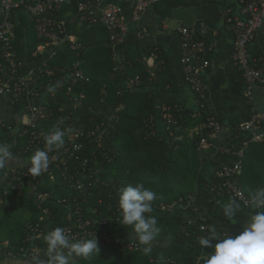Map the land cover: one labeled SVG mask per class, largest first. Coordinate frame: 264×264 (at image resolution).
I'll use <instances>...</instances> for the list:
<instances>
[{
  "label": "crops",
  "instance_id": "0c3cea01",
  "mask_svg": "<svg viewBox=\"0 0 264 264\" xmlns=\"http://www.w3.org/2000/svg\"><path fill=\"white\" fill-rule=\"evenodd\" d=\"M219 1L221 6L214 4L211 0H163L150 5L139 21H133L131 6L120 0H114L116 4L122 7L128 24L124 41L113 44L110 41L109 33L103 26L85 25L89 29L92 28L89 33L92 45L85 49L86 51L89 50L87 62L86 59L81 58V52L79 56L83 60L82 69L87 78L86 81L89 82L94 78V80L117 87V89L120 84H116L115 76L122 71H114V67L123 58L126 62L129 61L127 55L133 56L134 59L139 58V65L132 71H129L127 67L129 73L127 78L137 75L141 77L142 74L147 72L148 84H144L143 88L141 87L129 95L128 105L121 102L124 104L125 108H123L128 110L126 117L129 119V123L125 124L128 127H133L134 124L131 121L149 108L150 103H147L145 97L151 98L154 105V114L147 123V131H150L148 135L152 134L158 137L159 140L166 141L170 146L174 144L173 149L159 151L160 156L172 157L177 162L179 170L185 169L192 173L197 171V174L206 177L211 176L222 163L238 159L242 142L249 136L247 133L235 132L237 124L246 117V106L243 100L241 79H235L231 76V69L234 67L231 56L235 36L223 16L225 9L237 11L239 4L238 0ZM181 24L190 28L206 27L212 33L209 39L213 40L214 47L209 56L211 64L205 73L207 91L203 101L198 98L185 81L181 64V40L176 31V27ZM78 26L81 28L84 24ZM215 32L217 34H213ZM77 58L75 54V59ZM124 87L123 82L121 88ZM254 94L257 108L264 111V85H256ZM55 98L56 100H63V103H67V105L65 107L59 105L57 101L55 102ZM37 103L48 105L50 111L55 108L54 103L57 107L67 110L74 109L76 116L83 109H92L91 106H86L84 102V107H78L66 98L52 97L51 92L38 93L35 96H21L14 101L6 95H0V124L8 123L10 126L14 124L15 128H12V131L13 134L18 136L17 134H20L18 133L20 132L19 128L27 127L31 121L27 108L30 104ZM119 104L114 105L113 109L109 107L110 109L108 108L105 112L101 109L98 111V115L102 117L101 124L103 125L104 136L107 134L110 125L121 117L120 113L123 108L119 111L116 110ZM174 107L181 109L182 113H186L185 116L188 118V122L183 126L177 120L178 124L176 125H178V128L171 130L173 127L168 128V119H166L165 114H171V108ZM207 114L217 115L223 122L224 130L217 139H210L209 143L201 145L199 142H195V138L198 137L196 131L204 123ZM70 117L71 112L66 113V118ZM9 144L12 145L14 158L9 161L5 169L0 170V192L8 185V172L13 168H27V162L34 154L25 155L30 150L26 151L23 146H19L18 139L15 136L13 142ZM261 144H255L258 149L255 148L252 151L251 145L253 144H251L244 152L243 162L248 154H257L259 157H264ZM228 148L230 149L227 150ZM164 151H166V154H164ZM179 170L178 173H180ZM179 176L175 178L168 176V178L162 179L160 182L161 187L164 188L171 182L179 185ZM56 177L54 181L49 178L46 181L54 184ZM247 179L252 180V182L245 183ZM43 183H45V180H42V176L40 184L27 181L23 188V196L17 198L18 202L24 199L25 190H27L26 195L28 196L41 193L39 188ZM244 183L248 189L263 187L261 182L255 179L253 173L244 176ZM198 185V181L195 180L193 187L197 188ZM165 198L166 196L163 200L152 205V214L191 218L194 212V196L179 202H166ZM230 199L232 198L220 196L210 200L213 204L212 209L209 212L204 211V214H209L208 229L209 226H214L222 235L238 233L250 215L258 210L255 206L246 207L241 201L237 200L241 208L234 219H229L224 214V205ZM26 210L28 212L26 218L29 219L32 211L28 207ZM71 210L72 205L61 204L60 216H71ZM26 218L25 220H27ZM5 220V215L2 214L0 225H4ZM114 236L122 243L126 242L127 238L128 241L138 242L134 230L125 231ZM212 251V248L201 246L199 243L194 244L183 237L158 234L153 242V250L150 254L154 263L161 264L167 258L178 261L193 256L195 252H198L199 255L209 256ZM96 256L97 254L89 259L76 257V261L77 264H84ZM0 264L31 263L24 257L6 254L3 251L0 252Z\"/></svg>",
  "mask_w": 264,
  "mask_h": 264
},
{
  "label": "built area",
  "instance_id": "2783aa9c",
  "mask_svg": "<svg viewBox=\"0 0 264 264\" xmlns=\"http://www.w3.org/2000/svg\"><path fill=\"white\" fill-rule=\"evenodd\" d=\"M129 4L132 8V20L139 21L150 5H154L163 0H120ZM71 0H0V95L8 96L12 101L21 96H35L45 90L51 92L52 97L57 96L58 91L66 86L65 98L78 107H84L86 95L83 91H76L75 87L80 81H86L83 73L80 52L86 49L85 44L80 41L76 34L70 31V24L103 26L109 33L110 41L113 44L122 43L128 31V24L124 16L122 7L114 0H78L74 12L68 9ZM239 9L223 11L224 20L230 25L235 36L232 52L233 65L241 72V82L243 85V100L249 109V116L238 126V133H247L248 138L242 142V149L239 151V158L228 160L218 166L216 170L217 181H214L210 188L218 196L235 197L246 207L254 206L250 202V197L244 192L240 183L243 174V160L245 150L251 144L264 143V111L259 110L255 103L254 88L256 85H264V56L258 55L253 58L250 56V44L254 42L261 30L264 21V0H238ZM25 19V20H24ZM21 24L27 32L32 26L35 35L41 40L36 49L32 52L33 60L20 59L15 56L14 43L17 40V25ZM176 31L181 40V64L184 71L186 83L191 90L203 101L206 97L205 73L211 62L209 56L214 47L213 40L209 39L212 34L206 27L190 28L183 24L176 27ZM217 34V32L213 33ZM25 41L28 37L25 35ZM59 49L75 52L78 57L71 63L64 62L62 65H51L59 56ZM126 61L123 60L114 67V71H126ZM141 77L139 75L125 78L124 88H119L117 95L121 97L126 90H133L140 86ZM58 84L59 88H54ZM52 89V90H50ZM59 105H67L61 100L55 102ZM83 105V106H82ZM124 107L120 103L117 111ZM28 114L31 121L28 123L34 130L37 129V120L48 117L50 108L46 104H30ZM168 123H177L170 113L165 114ZM69 119V118H68ZM31 123V124H30ZM103 125L96 129L87 131L85 128H73L72 123L65 124L62 129L66 130L63 146L60 150L49 152L50 165L47 171L39 176H33L27 168H13L8 174V185L0 192V211L10 209L16 197L23 195V188L27 181L35 184L41 183V176L48 175L52 181L55 179L54 170L62 169L61 164H66L73 157L80 164L83 172L87 170L88 159L80 158L86 144L95 140L99 144L104 139ZM71 129V131H67ZM75 129V130H74ZM224 125L220 118L215 114H207L204 123L196 131L199 143L206 145L210 139H217L223 133ZM51 131H33L26 151L41 147L45 149V136ZM24 133H28L27 129ZM228 148L227 150H229ZM66 178L65 173L63 174ZM79 188L82 185L77 184ZM47 193H39L37 198L41 201L48 198ZM214 198V199H215ZM60 204H66L58 201ZM71 216L61 217L68 219L69 224L57 227L65 228L73 239L94 238L97 240L102 236L106 240L113 239L107 232L102 234L96 229L90 228L91 219L84 220L80 208L71 210ZM44 220V216L40 217ZM109 219L104 218L102 225H108ZM42 231L39 224L28 226L26 242L31 243L29 247L21 246L23 252L21 257L28 259L31 264H35L34 257H45V249L35 243L34 239L38 236L44 238L46 234L55 227L49 228L52 220L48 221ZM208 225L201 224L200 232L202 236H207ZM124 244V243H123ZM47 245V244H46ZM124 249H138V242L128 241L123 245ZM13 254L11 250L0 241V252ZM208 255L200 254L192 262L187 263L183 260L165 259L161 264H204ZM156 264V263H155Z\"/></svg>",
  "mask_w": 264,
  "mask_h": 264
},
{
  "label": "trees",
  "instance_id": "16d2710c",
  "mask_svg": "<svg viewBox=\"0 0 264 264\" xmlns=\"http://www.w3.org/2000/svg\"><path fill=\"white\" fill-rule=\"evenodd\" d=\"M77 1L71 0V3L67 6L68 9L74 12ZM211 2L221 6L219 0H211ZM69 28L85 44L86 49L92 45V41L89 39V33L92 28L89 29L85 25L80 28L78 24H70ZM16 31L18 37L14 43L15 56L20 59H24L27 56V60H33L32 52L40 44L41 40L32 32L31 28H28L25 33L21 24L17 25ZM25 35L28 37V41H25ZM249 50L251 58L258 55L264 56V31L260 30L258 38L250 44ZM88 53L89 50L81 51V58L86 59V62ZM127 57L129 61H127L126 66L129 71H132L139 65L138 62L140 60L139 58L134 59L131 55H127ZM73 59H75V52L59 49V56L52 62L49 61L48 65H62L64 62L71 63ZM128 70L123 73L118 72L115 76L116 84H120L118 89L117 87L105 85L98 80H94V78L89 82L80 81L75 89L85 93L84 104L91 106L92 109H83L77 116L74 109L67 110L57 107L54 103L53 106L55 108L50 111L47 118L37 122L36 130L30 125L20 127V132H18L20 134L16 136L12 131V128H15L14 124L13 126L12 124L10 126L8 123L4 125L0 124V144L12 143L15 136L19 141L18 144L21 143L26 148L31 139L30 133L33 131L48 132L57 126L62 129L68 123H72L73 128L76 129L85 128L87 131L96 129L102 125V117L98 115L100 109L105 112L109 107L113 109L114 105L121 102H125L128 105L129 95L139 88H143L144 84H148V73L145 72L141 76L139 87L134 90L128 89L119 97L117 90L121 88L124 79L127 78V74H129ZM231 76L235 79L241 78L240 70L234 66L231 69ZM49 88V85L45 86V90ZM45 90L41 92H45ZM145 100L147 103H150L149 108L142 115L131 121L134 124L133 127H128L125 124L129 123V119L126 117L128 110H125L124 107L120 113V119L110 125L107 134L100 144L95 140L89 141L86 144L79 156L80 158H87L89 161L85 172L81 170L80 164L73 157L66 164H61L62 169L54 170V174L57 176L54 184L46 181L48 175H42V180H45V183L40 186L39 190L42 193H49L48 198L39 201L37 200V194L35 196H28L26 195L27 190H25L24 199L21 202H18V197H16L9 210L2 209L0 211V216L4 214L6 220L16 217V221L19 223L17 231L11 226L7 230L8 234L5 235L3 234V230L0 229V241L7 247V250H11L15 255H21L23 253L20 251L21 246L25 245V247H29L31 243L26 242L29 225L39 224V230L42 231L50 220H52V224L48 226L49 228L69 224L68 219H63L60 216L61 204L57 203L58 200L72 205L73 210L80 208L82 218L84 220L87 218L91 219L89 227L96 229L101 234L107 232L113 237L116 234L134 230L132 226L122 223V213L119 208V192L125 186L137 183H143L156 193L157 198L152 202V205L157 201L163 200L165 196L166 202L184 201L188 197L194 196V212L189 219L180 216L156 215L152 213L148 215L157 218L158 226L161 228L159 234L183 237L194 244L199 243L201 239L200 235L202 236L203 234L200 232L201 224L209 225V214H204V211L207 210L209 212L212 209L213 204L210 200L218 196L210 188V185L214 181H217L216 171L211 176L206 177L197 174V171L192 173L185 169L179 170L177 162L172 157L160 156L159 151L173 149L174 144L170 146L166 141L159 140L158 137L152 134L148 135L150 131H147V123L154 114V105L151 102V98L145 97ZM70 112L71 117L68 119L66 118V113ZM249 113L250 111L246 107V117L237 124L236 133H238V126L249 116ZM185 114L181 112V109L171 108L173 119L180 121L183 126L188 122ZM176 124L173 122L168 123V128L173 127L171 130H176L178 128ZM26 129L28 133H24ZM195 142H199V137L195 138ZM261 147L264 150V143L261 144ZM40 148L30 149L25 155H31V153ZM54 150L59 151L60 148ZM164 154H166V151H164ZM249 164L248 166V163H245L244 160L240 183L244 192L251 197L257 190L264 189V187L259 189L246 188L244 176L252 171H256L252 164ZM176 168L180 173H178ZM64 173L66 178L63 175ZM168 176L171 178L179 176V185L171 182L162 188L160 182L162 179L168 178ZM195 180L199 183L197 188L193 187ZM79 183L82 185V188L77 186ZM23 207L25 209L28 207L32 211L30 218H26L27 220L25 221L21 219L20 213L14 216L18 209ZM41 216H44L43 221L40 220ZM104 218L109 219L108 225L101 224ZM39 232L34 241L46 250L47 245L44 243V238L38 236ZM97 241L100 249L99 253H96V257L84 264H155L151 259V254H143L141 246L135 250L124 249L123 243L115 236L110 241L101 236ZM198 256L199 253L195 252L193 256L185 258L183 261L190 263V261L192 262Z\"/></svg>",
  "mask_w": 264,
  "mask_h": 264
},
{
  "label": "clouds",
  "instance_id": "9594fccd",
  "mask_svg": "<svg viewBox=\"0 0 264 264\" xmlns=\"http://www.w3.org/2000/svg\"><path fill=\"white\" fill-rule=\"evenodd\" d=\"M65 134L66 130L57 126L45 136V149H37L30 157L28 172L39 176L48 170L49 152L63 146ZM13 158L12 145L0 144V170L5 169ZM156 198V193L143 183L129 184L119 192L122 223L133 227L144 255L152 252L153 242L161 231L157 218L148 215L153 211L152 202ZM250 202L258 210L250 215L238 233L222 235L214 226H209L208 235L199 240L201 246L213 249L204 264H264V189L252 194ZM240 208V203L233 197L224 205V214L234 219ZM45 242L46 258L34 257L35 264H77L76 257L89 259L100 251L96 236L73 239L63 227L49 231Z\"/></svg>",
  "mask_w": 264,
  "mask_h": 264
},
{
  "label": "rangeland",
  "instance_id": "374dc122",
  "mask_svg": "<svg viewBox=\"0 0 264 264\" xmlns=\"http://www.w3.org/2000/svg\"><path fill=\"white\" fill-rule=\"evenodd\" d=\"M29 28H31L32 32L35 34V30L32 26H30ZM32 36V35H31ZM54 88H59V85L58 84H55L54 85ZM65 91H66V86H64L62 89H60L58 91V94H57V97L59 98L60 96L61 97H65L66 94H65ZM31 124V123H30ZM19 142V141H18ZM19 146H22L21 143H19ZM255 148L258 149V147L253 144L251 145V151L254 150ZM245 161L248 162V163H251L252 166L254 167V170L256 171H253L251 173H253L254 177L256 180H259L261 182V185L264 187V157H259L257 154L256 155H252V154H248V156L245 158ZM250 165V164H249ZM250 173V174H251ZM249 182H252V180H246L245 183H249ZM49 197V193H47ZM37 200H39L37 198ZM40 201V200H39ZM60 201V200H58ZM57 201V203H58ZM20 213L21 215V219L25 221V218L26 216L28 215V212L27 210L23 207V208H19L18 211L16 212L15 215H18ZM30 215V214H29ZM16 220V217H11V218H8L7 220L4 221V225H0V229L3 230V234H8L7 230L12 226V228L14 230H18L19 228V223H17ZM119 240V239H118ZM120 241V240H119ZM128 242V238H127V241L126 242H123L124 244H126ZM123 244V245H124ZM132 252H135V251H132Z\"/></svg>",
  "mask_w": 264,
  "mask_h": 264
},
{
  "label": "water",
  "instance_id": "95a60500",
  "mask_svg": "<svg viewBox=\"0 0 264 264\" xmlns=\"http://www.w3.org/2000/svg\"><path fill=\"white\" fill-rule=\"evenodd\" d=\"M261 30L264 31V21L262 23Z\"/></svg>",
  "mask_w": 264,
  "mask_h": 264
}]
</instances>
